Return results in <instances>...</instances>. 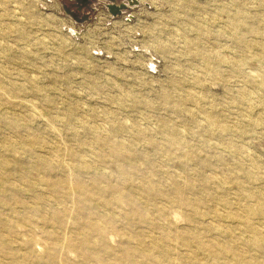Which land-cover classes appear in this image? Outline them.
I'll use <instances>...</instances> for the list:
<instances>
[{
    "label": "rangeland",
    "instance_id": "obj_1",
    "mask_svg": "<svg viewBox=\"0 0 264 264\" xmlns=\"http://www.w3.org/2000/svg\"><path fill=\"white\" fill-rule=\"evenodd\" d=\"M75 1L0 0V264H264V0Z\"/></svg>",
    "mask_w": 264,
    "mask_h": 264
},
{
    "label": "flooded vegetation",
    "instance_id": "obj_2",
    "mask_svg": "<svg viewBox=\"0 0 264 264\" xmlns=\"http://www.w3.org/2000/svg\"><path fill=\"white\" fill-rule=\"evenodd\" d=\"M89 2H90V0H76L74 2V5L75 6L79 5L80 7H84V6H89ZM113 11H115V10H113Z\"/></svg>",
    "mask_w": 264,
    "mask_h": 264
},
{
    "label": "bare ground",
    "instance_id": "obj_3",
    "mask_svg": "<svg viewBox=\"0 0 264 264\" xmlns=\"http://www.w3.org/2000/svg\"><path fill=\"white\" fill-rule=\"evenodd\" d=\"M132 1V0H131Z\"/></svg>",
    "mask_w": 264,
    "mask_h": 264
}]
</instances>
